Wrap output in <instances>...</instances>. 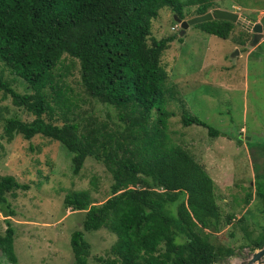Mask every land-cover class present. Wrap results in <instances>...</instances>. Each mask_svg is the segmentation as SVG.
<instances>
[{
    "label": "trees",
    "instance_id": "trees-1",
    "mask_svg": "<svg viewBox=\"0 0 264 264\" xmlns=\"http://www.w3.org/2000/svg\"><path fill=\"white\" fill-rule=\"evenodd\" d=\"M196 2L201 5L194 17L214 9L211 0H0L1 70L14 76L8 81L0 75L2 98L10 97L33 117L6 118L0 107L5 136L27 141L41 136L64 145L73 154L75 175L88 160L112 175L102 205L93 204L88 190L70 191L63 200L65 208L86 211L83 230L105 228L117 236L111 255L96 264H221L237 255L233 246L213 240L223 217L214 179L173 140L175 113L167 105L174 95H167L169 75L161 57L175 37L152 36L162 9L185 19L184 8ZM236 24L213 20L195 27L228 40ZM246 41L241 36L243 45ZM17 78L28 92L12 86ZM182 123L220 135L184 109ZM92 185L97 187L96 179ZM28 188L11 175L0 177L5 216L17 214L8 195ZM246 196L248 203L253 194ZM255 198L263 225L256 236L243 226L244 247L252 252L264 246V170L257 174ZM234 219L229 214L226 223ZM5 221L0 250L6 263L0 257V264H19L16 230ZM71 247L74 264H87L91 246L82 230L73 232Z\"/></svg>",
    "mask_w": 264,
    "mask_h": 264
},
{
    "label": "rangeland",
    "instance_id": "rangeland-1",
    "mask_svg": "<svg viewBox=\"0 0 264 264\" xmlns=\"http://www.w3.org/2000/svg\"><path fill=\"white\" fill-rule=\"evenodd\" d=\"M211 2L214 9L232 11L242 17L228 40L203 32L195 25L181 34L180 23L175 19L179 17L169 8L162 9L153 21L152 36L175 37L161 57L169 75L167 95H174L167 105L175 113L170 119L173 140L204 164L214 179L223 217L218 231L214 229L213 240L236 249L237 255L229 260L234 262L253 253L244 247L248 238L243 226L256 236L263 225L256 205L255 182L257 174L264 170V47H258L264 36L259 44L252 46L253 32L248 23H257L264 16V0ZM200 5L201 2H196L186 6L182 20L193 18ZM243 35L247 40L245 45L240 42ZM236 50L238 54L233 56ZM1 68L0 63V75L4 74L10 81L14 76L8 71L3 73ZM12 86L22 94L28 92L20 78ZM2 93L0 90L4 117L33 119L30 113L14 106L10 97L2 98ZM183 109L189 116L220 130V135L212 137L206 128L196 124L184 126ZM2 124L0 177L11 175L29 186L17 191L15 197L8 195L16 216L7 217L0 210V234L7 229L6 219L14 224L19 264H74L71 237L79 230L91 246L87 264H96L99 257L111 255L117 236L105 228L83 230L86 211L65 208L63 200L70 191L88 190L93 204L102 205L110 196L112 175L93 160H88L80 174L75 175L73 154L64 145L41 136L32 141L21 135L8 139ZM93 179L97 187L92 185ZM249 191L253 196L247 203ZM229 214L235 217L232 224L226 223ZM243 216L246 220L240 223ZM2 256L0 250V257L6 263Z\"/></svg>",
    "mask_w": 264,
    "mask_h": 264
},
{
    "label": "water",
    "instance_id": "water-1",
    "mask_svg": "<svg viewBox=\"0 0 264 264\" xmlns=\"http://www.w3.org/2000/svg\"><path fill=\"white\" fill-rule=\"evenodd\" d=\"M178 23L181 25V34H184V32L193 25H197L200 23H205L213 20H222V21H230L232 23L240 24V19H242L241 16H239L238 13L227 11L223 9H214L211 12H208L205 15L193 17L190 20H181L179 18H175ZM245 23V22H244ZM249 30H252L254 33V38L252 41V46L256 45L264 36V16L260 19L259 22H249L248 23ZM238 54V51L236 50L233 56ZM215 230L213 229V232ZM234 258V257H232ZM231 259V258H230ZM229 259V260H230ZM227 261L226 263L221 264H264V246L262 248L256 249L253 251V253L250 255V257L245 258L243 260H236V261Z\"/></svg>",
    "mask_w": 264,
    "mask_h": 264
},
{
    "label": "clouds",
    "instance_id": "clouds-1",
    "mask_svg": "<svg viewBox=\"0 0 264 264\" xmlns=\"http://www.w3.org/2000/svg\"><path fill=\"white\" fill-rule=\"evenodd\" d=\"M213 10H214V9H213ZM181 20H182V19H181ZM176 22H177V20H176ZM177 23H178V22H177ZM180 26H181V25H180ZM252 32H253V31H252ZM252 34H253V33H252ZM252 37L254 38V35H253ZM262 39H263V38H262ZM262 39H261V40H262ZM261 40H260V41H261ZM252 41H253V39H252ZM260 41H259V42H260ZM259 42H258L257 44H259ZM251 44H252V42H251Z\"/></svg>",
    "mask_w": 264,
    "mask_h": 264
},
{
    "label": "flooded vegetation",
    "instance_id": "flooded-vegetation-1",
    "mask_svg": "<svg viewBox=\"0 0 264 264\" xmlns=\"http://www.w3.org/2000/svg\"><path fill=\"white\" fill-rule=\"evenodd\" d=\"M253 35H254V33H253Z\"/></svg>",
    "mask_w": 264,
    "mask_h": 264
}]
</instances>
